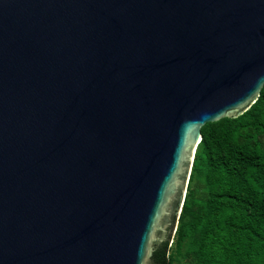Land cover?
<instances>
[{"label": "water", "instance_id": "obj_1", "mask_svg": "<svg viewBox=\"0 0 264 264\" xmlns=\"http://www.w3.org/2000/svg\"><path fill=\"white\" fill-rule=\"evenodd\" d=\"M263 85L264 0H0V264H153Z\"/></svg>", "mask_w": 264, "mask_h": 264}, {"label": "trees", "instance_id": "obj_2", "mask_svg": "<svg viewBox=\"0 0 264 264\" xmlns=\"http://www.w3.org/2000/svg\"><path fill=\"white\" fill-rule=\"evenodd\" d=\"M153 264H264V85L237 117L201 126L176 230Z\"/></svg>", "mask_w": 264, "mask_h": 264}]
</instances>
